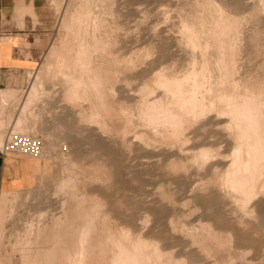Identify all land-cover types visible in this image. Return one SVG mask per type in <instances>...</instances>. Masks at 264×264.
Instances as JSON below:
<instances>
[{
  "label": "rangeland",
  "instance_id": "1",
  "mask_svg": "<svg viewBox=\"0 0 264 264\" xmlns=\"http://www.w3.org/2000/svg\"><path fill=\"white\" fill-rule=\"evenodd\" d=\"M47 2L52 22L42 63L29 85L28 80L18 93L1 94L0 149L10 130L39 136L45 148L30 157L41 163L34 186L0 196V264L30 262L38 248H29L37 243L38 260L46 257V242L62 233L53 222L72 207L73 191L60 185L74 164L82 175L74 174L81 182L75 194H87L91 206L98 200L99 226L124 235L126 242L139 236L156 241L153 246L174 253L179 264H264V169L256 174L257 190L251 195L257 197L244 202L248 208L230 199L224 183L239 148L231 116L224 113L226 100L255 98L264 115V0H107L98 36L107 63L119 75L101 96L106 119L94 114L86 96L76 97V85L68 80L64 47L76 29L63 26L69 0ZM163 78L186 80L183 96L197 99L194 112L180 108L172 92L156 86ZM32 86L39 98L31 101L34 106L29 102L32 108L27 106V122L19 130L16 123ZM152 102L173 108L167 113L177 115L181 124L150 125L145 113ZM105 214L110 221L103 223ZM214 233L228 246L217 243ZM205 242L213 252L208 260L198 247Z\"/></svg>",
  "mask_w": 264,
  "mask_h": 264
},
{
  "label": "bare ground",
  "instance_id": "2",
  "mask_svg": "<svg viewBox=\"0 0 264 264\" xmlns=\"http://www.w3.org/2000/svg\"><path fill=\"white\" fill-rule=\"evenodd\" d=\"M106 3H107V0H69L67 9L65 10L66 13H65L64 21H63V26L66 28H68V27L74 28L76 26V29L74 30L75 33H74L72 41L69 43H66L65 47H64V49H65L64 51L66 52V54L68 56V60H69L67 62L68 68L71 71V74H70V77L68 80H70L72 83H74L76 85L74 92L77 95L74 94V96L75 95H76V97L78 95L86 96L87 100L92 104L94 114L96 113L97 115H100L103 119H106L104 117V114H105L104 112L106 109V103L101 98V96L103 94V90L106 87H108V84L111 82V80L114 78V76L118 77V75H119L117 72L118 70L114 69V67H112L111 65H109L107 63V60H106L105 55H104L105 53H103V47H104L103 42H104V40L102 41L100 39V37L98 36V34H99L98 32L102 27L101 25H103V24L100 25L99 19L106 11ZM111 11H112V9H111ZM104 20H105V18H104ZM105 22H107V21H105ZM108 23H109V21H108ZM61 26H62V24H61ZM109 27H110V25H109ZM114 31H116V30H114ZM101 33L103 34V32H101ZM107 46H108V44H107ZM105 51L107 52V49ZM108 56L110 57V54ZM111 56H112V53H111ZM71 63H72V65H71ZM185 81L186 80H183V81H181V80H169V79L163 78L157 82L156 86L159 85L160 86V87L158 86L159 88H162V89L165 88L166 90L170 91V93L172 92L171 94H174L176 96V98L178 100H180L179 102H182V103H179V104H181V105H179V106H181L180 108H182L183 110H192L193 111V108L196 105L197 99L194 96L190 97V98L183 96L184 95L183 94V86H184ZM107 90H109V89H107ZM112 90H115V89H112ZM112 92H111V94L114 93V92L113 93ZM167 93H169V92H167ZM37 94L38 93H37L36 87L32 86L30 89L29 95H28V101L24 104L23 107H21L22 108V114H19L20 117L18 119V122L16 123V126L18 129L19 128L21 129L23 124L25 122H27L25 120L23 114L30 107V105H28L29 102H31L33 99H36ZM188 95H190V94H188ZM84 96H82V98ZM168 96H170V95H168ZM37 97H38V95H37ZM79 98H81V97H79ZM241 98H240V100H236L232 97V98H230V99L228 98L226 100L227 104H226V110L225 111H227V112L224 111V113L226 115L228 113L231 116L232 125L234 126L236 133H237L236 141L238 142L239 148H238V152H236V154L234 155L233 161H232L229 169L227 170L224 183L226 184V190H228V192L230 194L229 197L231 196L234 200L238 201V203L243 202L240 204H243L244 206L243 205H241V206H242V208L245 209V208H248L247 206H250L249 204H251V203H249V199L251 200L252 195L256 193V191H255V193L252 192V191H254V188L257 185L256 174L258 171L264 169V167L262 165L264 163V115L260 109L259 102L255 98H253V99L252 98L243 99V97H241ZM216 100H217V98H216ZM4 101H6V98L3 97V102ZM155 101H157V100H155ZM113 102H115V101H113ZM157 102H159V100ZM161 102H162V100H161ZM4 103H6V102H4ZM31 103L33 105V102H31ZM171 105H173V104H171ZM175 105H177V103H175ZM2 106H4V104H2ZM27 106H29V107L27 108ZM167 107H171V106L167 105ZM31 108L32 107H30L29 109H31ZM0 109H1V107H0ZM169 109L163 108L161 106V104H158V103H153L152 105L148 106L147 112L145 114L147 115V118H149L150 125L153 124V126L154 125L159 126L161 124L168 123L169 125H176L177 126L179 123L181 124V122H180L181 119L177 115H174L172 113L170 114V112L167 113V111ZM172 109H170V110H172ZM182 109H179V110L182 111ZM176 110H175V112H176ZM195 113H196V110H195ZM222 114H223V112L221 113V115ZM29 115H30V113H29ZM146 115L144 117H146ZM115 116H113V117H115ZM113 117H112V120H113ZM120 117H122V116H120ZM26 119H27V117H26ZM122 120H124V119H122ZM105 122H106V120H105ZM117 122H119L120 126L121 125L123 126L122 121L119 120ZM116 123H114V124L116 125ZM145 123H146V121H145ZM126 124H127V122H126ZM117 126H118V123H117ZM110 127L111 128H109V129H113L112 124ZM126 127H124V128H126ZM150 128H151V126H150ZM116 129L119 130L118 128H116ZM15 130H16V128H15ZM19 130H18V132H19ZM25 130H23V133ZM117 130H116V133H118ZM20 132H22V131H20ZM105 133H107V132H105ZM125 137H126V135H125ZM202 151L207 152L208 150L207 151L202 150ZM204 152H201V154ZM209 153H211V152H208V155H209ZM74 165H73V168H74ZM75 166L77 167V165H75ZM73 168L69 167V169H70L69 171L67 168L66 171H68V173L70 172L69 173L70 178L66 182L64 181V183H62L63 181L61 180L62 184L61 185L59 184L60 188L62 186L63 190L65 188H69V191L71 189V191L74 192V193L69 192L70 193V195H69L70 200L72 201V207L70 209H67V210L65 209V213H64L65 215L63 216L64 219L62 218L63 220L60 217H58V219L56 217V219H55L56 221H54L53 225H52V227H57L62 233L59 235V237L54 238L51 241L49 239L46 242V245L50 246V248L47 250L46 257L40 261L38 260V257H39V255H41V252H40L41 244L37 243L34 246H32V248L30 247L29 249H31V250H29V252L34 250V249H37V248H38V250H36L37 253L35 256L32 257V260L30 262L25 263V264H179V262H181V260H178V262H176L177 260L175 258L174 259L176 261H174V259L172 257L173 256L172 254H174V253L171 254V252H169V254H168V252H166L167 253L166 254L164 252L165 253L164 254L158 248V246L160 244L157 247L153 246L152 243L156 242V241H151L152 242L151 243L148 240L150 242L149 243L148 241L144 240L145 238L144 239L140 238L143 236H139L137 238V240H135V241L133 240L134 242H132V243L126 242L127 240L125 241L124 235L123 236L115 235L112 231L109 230L110 227L108 229V227L105 226L109 231H105L106 228L102 229L103 226L101 228L98 224L99 214L102 215V212L99 211L100 209H97L98 205H97L96 201H98V200L95 201L93 199L95 204H93V206H91L93 203V202H91V199H92L91 197H89L87 194H82L81 196H79L78 193L75 194V189H77V187L80 188L79 184H81V182L80 183H79V181L77 182L78 179H76L75 175H74L75 172L79 173V171H75ZM79 176H82V175H80V173H79L77 177H79ZM76 182L79 184H77ZM76 184L79 186H76ZM262 188H263V186H262ZM255 189L257 190V187ZM78 190H77V192H78ZM80 190H81V188H80ZM228 192H227V194H228ZM231 197H230V199H231ZM255 197H257V196L254 195L253 198H255ZM95 199H96V197H95ZM244 202L246 204L247 203H249V204L245 207ZM241 206L239 207L240 209H241ZM103 207H106V206H103ZM247 210H246V212H247ZM243 211H245V210H243ZM250 212H249V214H250ZM243 213H245V212H243ZM60 216L62 217V215H60ZM105 216H106V214H105ZM109 217L103 219V223H104V220H106V219L108 220ZM109 221H110V219H109ZM109 223L106 222V224H109ZM46 228L48 229V227H46ZM38 230H40V229H38ZM122 230L124 231L125 229H122ZM210 231L211 232H209V233H212V235H213L214 231H212L211 229H210ZM126 232H124V233H126ZM201 233H203V232H201ZM209 233H208V235L206 234L208 238H210L209 235H211ZM131 234H132V232H131ZM222 234H223V232H222ZM194 236H196V235L194 234ZM214 237L217 239L216 240V241H218L217 243H221V241H223V240L226 241V239H223V236L221 234L214 233ZM225 237L228 238V236H225ZM127 238H128V236H127ZM201 238H205V237H201ZM228 239H231V238H228ZM224 241L222 242L224 244L223 246L224 247L228 246V245H226V242L228 244V240L226 242H224ZM229 241L232 242V239ZM208 242H209V240H208ZM229 244H231V243H229ZM194 246L197 247L196 244ZM230 246H233V245L231 244V245H229V247ZM198 247L201 249L200 251L203 252L202 254H205V256L208 255L205 257V258H207L206 260H208V258H212L211 257L212 255H210V254H212L213 252L211 253V248L207 245L206 242L201 243ZM199 248H197V249H199ZM231 248H233V247H230V250H231ZM209 255H210V257H209ZM229 258H231V257H229ZM215 259L213 256V260H215ZM246 259L245 258L242 259V263H243V260L245 262ZM262 259H264V257ZM186 261L182 260L183 264L184 263L186 264ZM224 261H225V259H224ZM232 262H231V264H232ZM247 262H248V260H247ZM217 263H219V260ZM215 264H216V262H215ZM223 264H226V263L224 262Z\"/></svg>",
  "mask_w": 264,
  "mask_h": 264
},
{
  "label": "crops",
  "instance_id": "3",
  "mask_svg": "<svg viewBox=\"0 0 264 264\" xmlns=\"http://www.w3.org/2000/svg\"><path fill=\"white\" fill-rule=\"evenodd\" d=\"M47 0H0V101L30 84L50 41L52 16ZM28 87V86H27ZM7 98V96H4ZM41 163L14 153H0V196L34 186Z\"/></svg>",
  "mask_w": 264,
  "mask_h": 264
},
{
  "label": "built area",
  "instance_id": "4",
  "mask_svg": "<svg viewBox=\"0 0 264 264\" xmlns=\"http://www.w3.org/2000/svg\"><path fill=\"white\" fill-rule=\"evenodd\" d=\"M45 143L39 136L7 132L1 154L14 153L23 156L37 157L43 154Z\"/></svg>",
  "mask_w": 264,
  "mask_h": 264
}]
</instances>
